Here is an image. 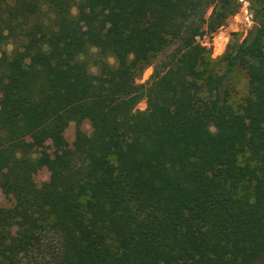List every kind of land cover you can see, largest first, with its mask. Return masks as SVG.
<instances>
[{"label": "trees", "instance_id": "16d2710c", "mask_svg": "<svg viewBox=\"0 0 264 264\" xmlns=\"http://www.w3.org/2000/svg\"><path fill=\"white\" fill-rule=\"evenodd\" d=\"M202 1L0 0V191L14 199L0 208V264H264V0H250L256 26L222 74L196 36L237 0L210 1L207 28L188 30ZM238 67L240 109L227 82ZM83 118L92 135L35 156L30 132L60 146L58 130Z\"/></svg>", "mask_w": 264, "mask_h": 264}, {"label": "rangeland", "instance_id": "374dc122", "mask_svg": "<svg viewBox=\"0 0 264 264\" xmlns=\"http://www.w3.org/2000/svg\"><path fill=\"white\" fill-rule=\"evenodd\" d=\"M212 0H203L204 3L203 9L194 16L188 26V30L191 28L196 27L197 25L200 27V30H205L207 28V22L213 12L214 3H210ZM237 8L236 11L231 14L225 21V23L215 32L217 34V38L213 39L212 34H203L197 35V37H210V43L207 45H201L210 49V53L208 54V58L211 59V66L214 67L215 71L218 74H222L225 69L226 65L224 62V55L236 41L240 42L246 36L248 31L252 29V25L245 28H241L240 24L245 20L247 15L246 11L248 10L249 19L251 24H254V13L251 10V3L250 0H237ZM207 5V6H206ZM76 12V9H74ZM115 18L114 11H107L104 15V21L107 24H110L112 20ZM237 19V21H236ZM256 24V23H255ZM108 28V25L106 26ZM221 35V36H220ZM220 36V37H219ZM221 39L220 41H218ZM226 39V41H225ZM225 41V43H224ZM199 43V42H198ZM224 43V46H223ZM181 41L177 40L174 41L171 46L164 51L163 53L159 54L154 62L145 68L141 76L138 78L137 83L142 84L147 87L152 81L157 66H160L163 61L169 58L171 53L176 50ZM223 46V50L221 51ZM7 49L11 50L12 46H7ZM168 57V58H167ZM110 62L115 66H121L122 60H115L114 58L110 59ZM96 71V69H94ZM228 82V89H229V103L233 105L234 108L240 109L246 102V99L249 95V76L243 68H236L234 72L230 75V79ZM147 107L146 97H143L137 104L136 108L139 110H144ZM96 128V123L91 120L90 118H83L79 122H73L69 126L59 129L58 134L61 137L62 143L60 146H57L50 135L42 134L37 131L30 132L27 136V139L34 143L35 146V156L40 157L43 156L46 152L49 153L51 156H55L57 152L63 150V148H70L74 146V143L77 141V131L78 129L82 130L83 132L87 133L88 135H92ZM51 175L50 166L46 165L41 170H39L35 174L36 181L38 184H42L45 181H48ZM14 199L12 196H8L0 191V208L10 207L13 205ZM17 236H20L19 232H15ZM54 235H49V240L54 243Z\"/></svg>", "mask_w": 264, "mask_h": 264}, {"label": "built area", "instance_id": "2783aa9c", "mask_svg": "<svg viewBox=\"0 0 264 264\" xmlns=\"http://www.w3.org/2000/svg\"><path fill=\"white\" fill-rule=\"evenodd\" d=\"M246 13H247V15H246V17H245V20L240 24V26H242L241 28H243V27H245V28H247V27H249V26H251V25H253V24H251V21H250V19H249V13H248V10L246 11ZM217 34L218 33H213L212 35H213V39H216L217 38ZM221 36V35H220ZM219 36V37H220ZM218 37V38H219ZM197 40H198V42L199 43H201L202 45H207V44H209L210 43V37H208V36H204V37H197Z\"/></svg>", "mask_w": 264, "mask_h": 264}, {"label": "water", "instance_id": "95a60500", "mask_svg": "<svg viewBox=\"0 0 264 264\" xmlns=\"http://www.w3.org/2000/svg\"><path fill=\"white\" fill-rule=\"evenodd\" d=\"M256 26V24L254 23L253 25H252V28H254Z\"/></svg>", "mask_w": 264, "mask_h": 264}, {"label": "bare ground", "instance_id": "6f19581e", "mask_svg": "<svg viewBox=\"0 0 264 264\" xmlns=\"http://www.w3.org/2000/svg\"><path fill=\"white\" fill-rule=\"evenodd\" d=\"M236 21H237V19H236ZM241 27H242V26H241ZM220 40H221V39L218 38V41H220Z\"/></svg>", "mask_w": 264, "mask_h": 264}]
</instances>
